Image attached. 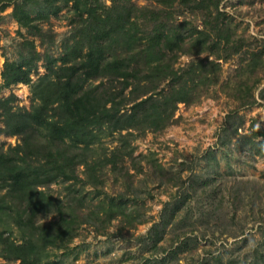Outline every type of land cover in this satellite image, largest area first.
Here are the masks:
<instances>
[{"label": "rangeland", "instance_id": "rangeland-1", "mask_svg": "<svg viewBox=\"0 0 264 264\" xmlns=\"http://www.w3.org/2000/svg\"><path fill=\"white\" fill-rule=\"evenodd\" d=\"M87 1L95 18L110 13L111 24L132 9L143 32L162 24L188 36L210 31L218 20L243 41L235 55L213 48L226 59L211 51L180 53L176 69L187 71L202 59L220 63L217 85L179 103L159 129L105 126L89 152L72 154L78 156L70 179L39 187L53 206L36 217L38 224L56 222L60 208L76 220L64 247L57 244L48 258L56 264H264V134H257L264 130V0H210L209 13L197 1L173 0L169 7L156 0ZM82 14L64 0L0 3V156L16 162L28 156L32 165L45 159L47 150L35 146L44 137L34 127L21 132L18 116L37 105L34 89L45 75L56 79L53 71L84 59L94 30ZM254 55L260 71L241 77ZM20 67L24 74L14 82L22 72L12 70ZM98 84L91 81L88 89ZM247 86L254 103L244 106ZM142 92L126 90L128 108L149 95ZM26 136L30 150L23 148ZM0 188L8 193L1 182ZM3 225L0 232L23 240L15 224ZM0 264L19 261L0 255Z\"/></svg>", "mask_w": 264, "mask_h": 264}, {"label": "trees", "instance_id": "trees-1", "mask_svg": "<svg viewBox=\"0 0 264 264\" xmlns=\"http://www.w3.org/2000/svg\"><path fill=\"white\" fill-rule=\"evenodd\" d=\"M64 1L73 2L78 13L88 14L94 36L83 60L53 71L56 79L51 75L41 79L34 89L37 105L31 112L18 116L21 132L28 135L27 129L34 127L38 136L44 137V141L39 140L35 146L36 151L47 150L45 159H38L32 165L26 160L28 156L20 162L7 155L0 156V182L9 187L5 195L1 194L0 188V222L6 223L3 227L15 224L23 239L12 240L6 236L8 232H0V255L19 261V264H56L48 258V251L57 244L64 247L65 236L76 230V220L62 208L58 210L56 222L40 225L36 221L40 213L50 211L53 206L49 195L39 187L59 178L70 179L78 156H72L75 151L81 150L83 155L89 152L105 126L113 132L136 127H164L179 103H191L201 88L217 85L221 64L216 60L226 58L215 54L213 48L218 49V53L230 49V54L235 55L242 47L243 39L236 38L235 32L227 25H220L218 20L210 31L201 30L188 36L162 24L154 25L150 32H143L132 16V9L120 16L115 25L110 23V13L95 18V10L87 0ZM121 1L130 5L132 2ZM156 1L169 7L173 0ZM192 1H197V8L211 11L210 0H182L186 5ZM187 48L193 55L211 51L216 60L195 61L187 71L176 69L180 53H187ZM250 59L253 63L241 68V77H252L260 71L259 56ZM14 71L22 72L13 80L20 81L24 74L21 67L13 68ZM99 80L100 84L88 89L91 81ZM165 81L171 82L170 87L160 88ZM242 85L241 81L236 84L240 93ZM130 87L137 92L145 88L142 93L149 95L128 108L125 92ZM252 92L251 88L246 91L248 98H244V106L254 103ZM257 134L263 135L264 130H257ZM28 139L26 136L23 148L30 150ZM9 201H15L21 208L9 206Z\"/></svg>", "mask_w": 264, "mask_h": 264}]
</instances>
